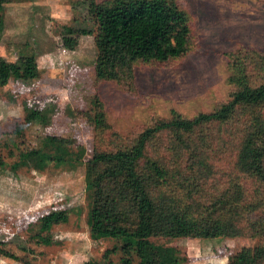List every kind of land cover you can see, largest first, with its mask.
Segmentation results:
<instances>
[{"label": "rangeland", "instance_id": "1", "mask_svg": "<svg viewBox=\"0 0 264 264\" xmlns=\"http://www.w3.org/2000/svg\"><path fill=\"white\" fill-rule=\"evenodd\" d=\"M106 1L0 0V264H118L120 241L92 239L89 232L86 163L97 151L134 145L145 128L174 113L189 119L225 104L236 88L229 80L236 55L246 56L252 81L264 80V0H178L190 18L186 55L166 65L133 63L117 78L99 79L88 9ZM25 54L34 56L37 77L26 74ZM251 111L241 108L233 120ZM233 120L222 132L234 129ZM49 137L61 141L62 151L44 146ZM168 138L155 136L149 155ZM235 142L232 136L219 155L211 184L231 171ZM211 184H205L208 193ZM245 184L251 193L254 183ZM53 210H65L67 220L44 228L40 219ZM258 242L250 231L228 238L151 237L146 251L174 250L178 264H224ZM138 262L134 256L132 264Z\"/></svg>", "mask_w": 264, "mask_h": 264}, {"label": "trees", "instance_id": "2", "mask_svg": "<svg viewBox=\"0 0 264 264\" xmlns=\"http://www.w3.org/2000/svg\"><path fill=\"white\" fill-rule=\"evenodd\" d=\"M88 10L96 25L94 68L99 79L117 78L131 71L133 63L166 65L190 49V18L178 0H108L92 2ZM21 58L26 74L37 77L34 56ZM244 59L236 55L230 62L229 80L236 88L215 111L189 119L174 113L145 128L134 145L97 151L86 163L89 232L92 239L120 241L118 264H132L134 256L138 264H178L174 250L148 254L151 237L228 238L247 231L259 242L236 251L224 264H264V80H251ZM241 108L252 111L233 120ZM232 120L234 129L222 132L220 127ZM95 125H104L101 111ZM214 127H219L218 134ZM161 133L170 135L168 143L149 155L150 142ZM232 136V169L211 184L217 159ZM44 140L53 153L62 151L57 147L61 141ZM246 181L254 183L251 193ZM209 182L208 193L204 187ZM40 220L48 228L66 222L67 213L53 210Z\"/></svg>", "mask_w": 264, "mask_h": 264}]
</instances>
